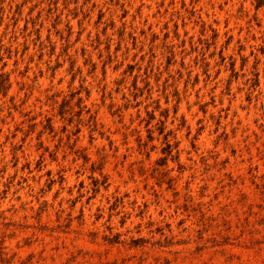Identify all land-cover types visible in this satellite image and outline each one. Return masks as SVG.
<instances>
[{"label":"rangeland","instance_id":"374dc122","mask_svg":"<svg viewBox=\"0 0 264 264\" xmlns=\"http://www.w3.org/2000/svg\"><path fill=\"white\" fill-rule=\"evenodd\" d=\"M0 264H264V0H0Z\"/></svg>","mask_w":264,"mask_h":264},{"label":"trees","instance_id":"16d2710c","mask_svg":"<svg viewBox=\"0 0 264 264\" xmlns=\"http://www.w3.org/2000/svg\"><path fill=\"white\" fill-rule=\"evenodd\" d=\"M258 6V4H256V6L255 7H257Z\"/></svg>","mask_w":264,"mask_h":264}]
</instances>
